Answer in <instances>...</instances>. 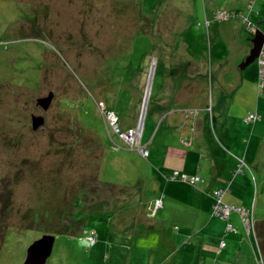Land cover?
Instances as JSON below:
<instances>
[{
  "label": "rangeland",
  "instance_id": "rangeland-1",
  "mask_svg": "<svg viewBox=\"0 0 264 264\" xmlns=\"http://www.w3.org/2000/svg\"><path fill=\"white\" fill-rule=\"evenodd\" d=\"M244 21L264 34V0H0V264H24L43 235L55 236L46 264H264V77L259 62L240 71L252 49ZM226 43L249 49L219 64L229 66L219 76ZM188 84L191 126L200 123L205 140L215 131L208 143L235 161L207 195L210 211L156 217L152 207L136 228L132 204L155 199L151 176L162 169L161 142H150L163 135L172 91ZM50 94L45 112L38 101ZM219 124L238 128L234 146ZM133 132L147 160L129 147ZM218 191L225 207L248 211L249 227L236 211L228 222L215 213ZM197 229L205 233L193 237ZM222 242L213 259L200 248Z\"/></svg>",
  "mask_w": 264,
  "mask_h": 264
},
{
  "label": "crops",
  "instance_id": "crops-1",
  "mask_svg": "<svg viewBox=\"0 0 264 264\" xmlns=\"http://www.w3.org/2000/svg\"><path fill=\"white\" fill-rule=\"evenodd\" d=\"M247 49H249L248 46H245V48H240V51L239 50L236 51L237 48L232 50L231 45L226 43V54L217 57L215 62V67L218 68L219 64H222L223 62L225 63L226 61H227L226 63H228L230 59L231 61L229 65L232 64V61L238 58L237 56H233V55L238 52L240 56H242L243 54L246 53ZM189 65L191 66L192 63H189ZM219 69L221 71L220 74L221 73L226 74L229 71V66L219 65ZM222 74L219 76H222ZM189 75L190 74L186 76V79L188 81H191L192 78ZM217 82H219V79ZM189 86L190 85L188 84L185 87H183L182 90L178 91L176 94H179V96L174 95V92L172 91L173 96L172 98H170L169 107H172L173 109H169V111L165 113V115H163V117L165 118L159 121V124L161 123L160 125H161V129L163 130V135L159 139H155L154 137L152 139V142H150V144L152 143L153 147H155L156 144L159 145V143L161 142L162 148L160 149V164H162V169L160 170L159 168V172H161V178L159 181H156L158 177L157 174L159 172L155 173V178L151 176V179H153V186L157 187V188H152V191H155L156 194L154 200H151V197L147 198L146 200H143V197L139 196L137 202H135L138 203V207L135 209L134 205L132 204L133 206L132 210H134V216L136 217L135 219L138 221V223L135 225L136 228H138L139 226L142 227V225L144 224V219L143 221H141V219L139 218L140 216L143 215L144 218H146V216H148V218H151L148 212L149 210L152 209V207H153L152 211H154L153 214L156 213V217L160 216L158 215L159 210H162V212L166 210V212L170 213V210L172 209L175 210V208L178 207L186 209V206L187 209L192 208V206H194L195 210H197L201 215H202L203 207H206V210L210 211V204L211 206L212 205L214 206V201L212 196H211L212 201H209L207 195L210 193V191L212 192V190L218 189V188H214L215 182H219L222 176L227 173L228 170L225 173H223L222 176L220 173V171L225 168L224 167L225 162L229 163V159H231L233 162L235 161L231 155L226 156L225 155L226 152L222 150L221 147L216 142H212L213 145L211 143H208L207 141L208 139L214 141L213 137L217 136L215 131H214V136L212 132L209 131L210 134L207 133L208 139L205 140L206 138L203 139L204 135L201 134L202 125L200 123H195L194 121L193 124L195 125L191 126L192 122L188 121L189 118L185 114L186 109H189L186 107V105L190 103L191 99L193 98V96H191L192 94H190L189 91H188V97L186 95L187 87L189 88ZM178 104H179V109L175 110L174 108H176ZM175 114H177V116L178 115L182 116L180 121H177L176 119L177 116H175ZM210 124L212 125V120ZM219 126H220L219 132L221 134V137L226 141L227 144L234 146L235 143L233 144L232 138H234L233 137L234 132L238 128L237 127L224 128L223 124H219ZM203 129L204 132H207L208 129L207 125H205ZM242 129L245 130V127H243ZM184 135L186 137L188 136V139H184L185 138ZM167 139H168V143H166ZM138 145H140V142H138ZM259 154L255 157V159H257V162L259 159L258 157ZM149 156H150V152L148 154L147 159L149 158ZM225 157H229V158L225 159ZM240 164L241 167L244 166L243 162H240ZM251 164L254 166L257 163L251 162ZM173 172L174 174L178 173L177 178H181L182 180H184L187 183V185L181 184L182 186H180L178 184H174V182L172 181H180V180L170 179ZM194 179H198V182H196L195 184H191L192 180ZM222 182H223L222 184H224V181ZM237 183H238V179L237 177H235L233 185L235 184L238 187L239 184ZM229 185L230 183L228 184V188ZM117 189L123 192L122 195L124 198L127 197L126 195L130 196L129 194L133 195L134 193L133 197H136L137 199V194H138L137 190H132L130 188H128L130 190H127L125 188H121V189L117 188ZM126 191H128V193H126ZM233 191L236 192L234 188ZM224 195L225 194L222 192V202ZM157 201L160 202V205L158 207L155 206V202ZM207 202L209 203V208H207L206 206ZM229 208H234V207H229ZM243 212H244L243 214L244 216L249 217V213L247 210L244 209ZM230 214L231 212L229 213L228 218H230ZM235 218L238 217L235 215ZM163 222L168 224L167 221H162L161 223ZM219 223L220 226L224 225L222 221H219ZM203 224L210 225L211 222L208 220V222L205 221ZM150 225H152L154 229L160 227V226H154L153 222H151ZM225 227L226 226H224V228ZM203 233L205 232H200L199 229H197L196 231L194 230L193 237L194 236L201 237V234ZM207 236L210 235L207 234ZM222 243L220 247L217 249L214 246L203 245V244H200V248L204 250L205 254L209 253V255H211L213 259L214 257H216L217 253L219 252V249L223 248Z\"/></svg>",
  "mask_w": 264,
  "mask_h": 264
},
{
  "label": "water",
  "instance_id": "water-1",
  "mask_svg": "<svg viewBox=\"0 0 264 264\" xmlns=\"http://www.w3.org/2000/svg\"><path fill=\"white\" fill-rule=\"evenodd\" d=\"M263 22V21H262ZM261 23V22H260ZM264 48V34L258 29L252 40V49L249 56L240 65V70L245 71L260 57L261 52ZM52 94L48 98L38 101L43 111H47L52 102ZM148 101V100H147ZM146 102V109H147ZM44 124V119L41 117L34 118V130L38 129ZM139 140V137H138ZM136 140V143H138ZM55 243V236L43 235L40 239L34 241L31 246L27 249L26 259L24 264H46L47 260L52 254V250Z\"/></svg>",
  "mask_w": 264,
  "mask_h": 264
},
{
  "label": "built area",
  "instance_id": "built-area-1",
  "mask_svg": "<svg viewBox=\"0 0 264 264\" xmlns=\"http://www.w3.org/2000/svg\"><path fill=\"white\" fill-rule=\"evenodd\" d=\"M259 65L261 66L262 68V76H264V58H262L260 61H259ZM253 118V117H252ZM130 142L132 143L131 146H135L136 144V140H138V137L140 136V134L138 132H133L132 134H130ZM128 142H129V138H128ZM134 144V145H133ZM141 155H144V156H147V151L142 149L141 150ZM198 181V179H194L192 181V184L193 183H196ZM214 199L215 201L218 203V205L215 207V213L221 217L222 219H226L227 216H228V209L226 207H224L223 203H222V192L218 191L217 193H215L214 195ZM156 205L159 206L160 205V202H156ZM227 229H231V226L228 225ZM91 243H93V240H91ZM224 246V245H222Z\"/></svg>",
  "mask_w": 264,
  "mask_h": 264
},
{
  "label": "clouds",
  "instance_id": "clouds-1",
  "mask_svg": "<svg viewBox=\"0 0 264 264\" xmlns=\"http://www.w3.org/2000/svg\"><path fill=\"white\" fill-rule=\"evenodd\" d=\"M229 14V13H228ZM228 14H223V13H221V14H219V18L220 19H223V18H225V19H227L228 18ZM218 17V16H217ZM219 18H218V20H219ZM253 25H249L248 26V32H250V31H252V29H253ZM257 31V30H256ZM256 31H254V34H252V36L254 37V35H255V33H256ZM252 48V47H251ZM249 56V55H248ZM262 58H264V48H263V50H262V52H261V55H260V57L256 60V62H259ZM261 67V66H260ZM264 77V76H263ZM145 109H146V107H145ZM255 116V115H254ZM254 118H252V115L247 119L250 123L251 122H255L256 120L258 121V116H255V120H253ZM142 127H143V125H142ZM138 142H139V140H138ZM129 146V145H128ZM136 146V148H137V146H139L138 145V143H137V145H135ZM134 146V147H135ZM129 147H132V146H129ZM241 168V167H240ZM177 176V173L175 174V177ZM193 181V180H192ZM198 182V181H197ZM191 184H192V182H191ZM193 184H195V183H193ZM157 202H159V201H157ZM223 203V202H222ZM155 206H157L156 205V202H155ZM158 207V206H157ZM225 207V206H224ZM229 211H228V216H229V213L231 212V210H233V208H229V207H226ZM235 211H237V212H239L240 214H241V217H242V219L246 222H244L246 225H247V227H249L250 226V224H249V218L248 217H246V216H244L243 214H244V212H243V210H240V209H234ZM228 216H227V218L226 219H222L221 217V219L222 220H225V221H228ZM232 228V227H231ZM227 231H231V230H228L227 229ZM91 240H93V243H91ZM89 242H90V245L92 246V245H94L95 244V242H96V238H95V234L93 235L92 234V236L89 238V240H88ZM222 245H224V244H222ZM222 247H224V246H222Z\"/></svg>",
  "mask_w": 264,
  "mask_h": 264
},
{
  "label": "trees",
  "instance_id": "trees-1",
  "mask_svg": "<svg viewBox=\"0 0 264 264\" xmlns=\"http://www.w3.org/2000/svg\"><path fill=\"white\" fill-rule=\"evenodd\" d=\"M247 29H248V27H247ZM256 122H257V120H256L255 122H251V123H256ZM130 148H131V149H137L139 155H140L143 159L147 160V157H148L149 151L146 150V147H143V148H142V147H140V145H139V146H137V148H135L134 146H132V147H130ZM142 149H144V150L147 151V156L141 155V150H142ZM240 171H242V170H240ZM176 177H178V173H177V176H176ZM176 177L172 174V176L170 177V179H171V180H175ZM232 211H235L234 208H233V210H231V212H232ZM236 212H237V211H236ZM237 213H239V212H237ZM239 214H240V213H239ZM240 217H241V214H240ZM241 219H242V217H241ZM228 221H229V218H228ZM228 221H226V222H228ZM242 221L245 222L243 219H242ZM228 225H230V226L232 227L231 224H227V225H226V229H227ZM91 236H92V234L90 235V237H91ZM89 244H90V242H89ZM222 244H224V243H222ZM224 246H225V244H224Z\"/></svg>",
  "mask_w": 264,
  "mask_h": 264
},
{
  "label": "flooded vegetation",
  "instance_id": "flooded-vegetation-1",
  "mask_svg": "<svg viewBox=\"0 0 264 264\" xmlns=\"http://www.w3.org/2000/svg\"><path fill=\"white\" fill-rule=\"evenodd\" d=\"M228 14V13H227ZM233 16V18H235V19H237V18H239V14L237 13V12H234V13H229L228 14V18L230 17V16ZM245 22V24H246V29H247V27L251 24V23H249L248 21H244ZM258 29V27H253V29H252V31H250V32H248V30H247V32L250 34V39H249V41L251 42V44H252V40H253V36H252V34H254V31H256Z\"/></svg>",
  "mask_w": 264,
  "mask_h": 264
}]
</instances>
